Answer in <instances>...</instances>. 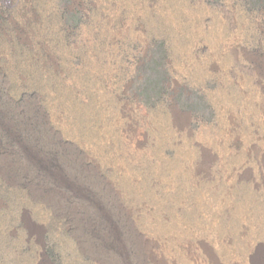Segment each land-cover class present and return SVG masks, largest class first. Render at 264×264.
Here are the masks:
<instances>
[{
	"label": "rangeland",
	"instance_id": "obj_1",
	"mask_svg": "<svg viewBox=\"0 0 264 264\" xmlns=\"http://www.w3.org/2000/svg\"><path fill=\"white\" fill-rule=\"evenodd\" d=\"M263 157L264 0H0V264H264Z\"/></svg>",
	"mask_w": 264,
	"mask_h": 264
},
{
	"label": "bare ground",
	"instance_id": "obj_2",
	"mask_svg": "<svg viewBox=\"0 0 264 264\" xmlns=\"http://www.w3.org/2000/svg\"><path fill=\"white\" fill-rule=\"evenodd\" d=\"M262 167L264 170V159L262 161ZM106 219H107V233H106V235H111V237H113L115 239V241L117 242L121 251H124L125 245L123 243L122 235L119 233V230L116 227V225L108 217Z\"/></svg>",
	"mask_w": 264,
	"mask_h": 264
}]
</instances>
